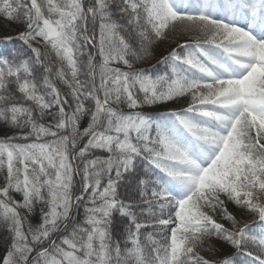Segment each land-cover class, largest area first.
Segmentation results:
<instances>
[{
	"label": "snow or ice",
	"instance_id": "6c2138e0",
	"mask_svg": "<svg viewBox=\"0 0 264 264\" xmlns=\"http://www.w3.org/2000/svg\"><path fill=\"white\" fill-rule=\"evenodd\" d=\"M0 18L19 29L0 40V264H237L201 254L223 245L264 264V0H0ZM184 36L166 71L135 67Z\"/></svg>",
	"mask_w": 264,
	"mask_h": 264
},
{
	"label": "trees",
	"instance_id": "16d2710c",
	"mask_svg": "<svg viewBox=\"0 0 264 264\" xmlns=\"http://www.w3.org/2000/svg\"><path fill=\"white\" fill-rule=\"evenodd\" d=\"M6 23H8V22L3 20L2 18H0V32L2 31V29L5 26L4 24H6ZM9 25L11 26V28L13 30L12 35H14L19 29H18L17 25H15V24H9ZM6 36H9V35H5L4 37H6ZM3 38H1L0 40H3ZM184 39H187V37L186 36L177 37L174 39L170 38V39L162 40V41L156 43L153 46L152 54L150 56H148L146 59H144L143 61L138 62L135 65V67L138 69H144L145 71L153 73V74L166 71L167 66L163 63H158V61H160L162 56L166 55L167 52L172 47H175L177 42H182ZM12 46L13 45H11V44L7 45V47H12ZM2 47H5V45L0 44V48H2ZM35 75H36L37 79L42 83L43 76L45 75L43 66H41V65L36 66ZM81 78L83 79L84 77H81ZM56 83H57V87L60 88L62 92L66 93L68 91L67 88L60 81H56ZM90 104H91V102H89V105ZM177 104H179V106H181V107L186 106V102L184 100H181L180 102L175 103V104H168V105H177ZM160 110H162V109L155 107V106H152V107L145 106L141 109V111H144V112L149 113V114H156ZM125 111H128V109L125 108ZM87 122H88L87 117H85L81 122V127L83 128L84 126H86ZM2 127H3V125H0V128H2ZM95 154L101 155V156L104 155V153H102V152H97ZM2 184H3V173H0V185H2ZM119 192H120L121 199H134L136 196V185H135L134 180L129 179L128 184L125 186H122L120 188ZM74 193L77 195L81 194V185H80V178L79 177H76ZM84 195H85V200L82 201L81 204L76 209H74V221H76V222L82 221L84 218V205L87 203L88 194H84ZM15 198L17 200L21 199V197L18 194L15 195ZM229 207H230V209H232L231 205ZM40 208H41V206L37 205L36 209L34 210L32 215L28 217V219L31 221V223L34 226L40 223ZM115 216L117 218V223H116V228H115L114 234L117 236V238H121V233L123 232L124 222L119 220V214L118 213H116ZM243 219L245 221H251V220H254L255 217L250 216L248 214H244ZM69 227H71V224L69 225ZM58 235L59 234H57V236ZM57 236H54L53 238L56 239ZM7 241H8L7 232H6L3 224L0 223V257H3L5 254V248H6ZM249 249H250V251L251 250L255 251L253 248H249ZM201 254L204 255L206 258H210V259L218 258L219 256L224 255V254H230V255L234 256L235 260L237 261V264H240V261L245 259V257L242 254H236V249L229 247L227 245L219 246V249L215 252V254L207 252V251H204Z\"/></svg>",
	"mask_w": 264,
	"mask_h": 264
},
{
	"label": "rangeland",
	"instance_id": "374dc122",
	"mask_svg": "<svg viewBox=\"0 0 264 264\" xmlns=\"http://www.w3.org/2000/svg\"><path fill=\"white\" fill-rule=\"evenodd\" d=\"M4 25H5L4 28L0 32V39L3 38L5 35H12V33H13V30L8 23H6ZM166 107L167 108H180L181 106H179V104H177V105H167Z\"/></svg>",
	"mask_w": 264,
	"mask_h": 264
}]
</instances>
